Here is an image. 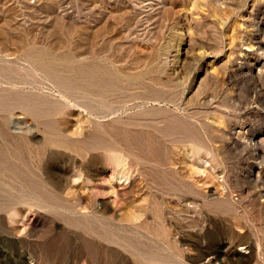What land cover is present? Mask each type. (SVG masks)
<instances>
[{"label":"rangeland","instance_id":"374dc122","mask_svg":"<svg viewBox=\"0 0 264 264\" xmlns=\"http://www.w3.org/2000/svg\"><path fill=\"white\" fill-rule=\"evenodd\" d=\"M0 58V152L62 199L0 168L17 200L0 209V264H143L92 259L65 221L122 233L129 212L166 264H264V0H0ZM50 121L77 148L49 143ZM97 123L136 145L80 147Z\"/></svg>","mask_w":264,"mask_h":264},{"label":"bare ground","instance_id":"6f19581e","mask_svg":"<svg viewBox=\"0 0 264 264\" xmlns=\"http://www.w3.org/2000/svg\"><path fill=\"white\" fill-rule=\"evenodd\" d=\"M92 6V5H91ZM89 6V7H91ZM65 11V10H64ZM91 13V12H90ZM30 47V46H29ZM250 48V47H249ZM249 48L245 47L244 49L248 50ZM5 53V52H4ZM26 56L32 58L34 61H38V63L46 64L50 62V59H45V52L43 50H35L33 48H28L26 51ZM52 53V52H51ZM54 55V54H53ZM79 55V54H78ZM90 55V54H89ZM6 56V55H5ZM26 58V57H25ZM49 58V56H48ZM1 59V58H0ZM9 59V58H7ZM20 59V58H19ZM61 59V58H60ZM46 60V61H45ZM48 60V61H47ZM96 60V59H95ZM2 61V60H1ZM7 61V60H6ZM35 61V62H36ZM55 61V60H54ZM62 61V60H61ZM29 62V61H28ZM85 63V62H84ZM61 64V63H60ZM9 66V65H8ZM47 66V65H44ZM75 66V65H74ZM30 67V66H29ZM54 67V66H53ZM98 67V66H97ZM97 67H94V65H91L87 68V72L85 74L92 75L93 78L97 83L101 82V76L97 71ZM46 68V67H45ZM47 70V69H45ZM102 70V69H101ZM48 71H51L48 70ZM103 71V70H102ZM27 72V71H26ZM52 73H54L52 71ZM110 73V72H109ZM18 75V74H17ZM45 75V74H44ZM68 75V74H67ZM87 76V75H86ZM24 77V76H23ZM29 77V76H27ZM33 77V76H32ZM20 79V78H19ZM74 79V78H72ZM59 80V79H58ZM64 87L68 86L69 81L62 79L61 80ZM60 82V83H61ZM116 82V81H115ZM86 83V82H85ZM34 84V83H33ZM48 84V83H47ZM71 84V83H70ZM14 85V84H13ZM22 85V84H21ZM93 85V84H92ZM110 85V84H109ZM99 86V85H98ZM8 87V86H7ZM19 87V86H18ZM23 87V86H22ZM21 87V88H22ZM62 87V86H61ZM69 87V86H68ZM67 87V88H68ZM1 88V87H0ZM20 88V87H19ZM11 89V88H10ZM65 89V88H64ZM1 90V89H0ZM24 90V89H23ZM102 90V89H101ZM2 91V90H1ZM0 91V92H1ZM42 91V90H41ZM70 93V92H69ZM29 94V93H28ZM39 94V93H38ZM41 94V93H40ZM42 96V95H41ZM21 97V95H20ZM103 97V96H102ZM18 98L17 96H14V99ZM52 98V97H51ZM10 99V95L6 94L4 91L3 93H0V102H8ZM13 99V98H12ZM21 99V98H20ZM26 99V98H25ZM44 99V98H43ZM34 100V99H33ZM28 101V100H27ZM45 103V102H44ZM7 104V103H6ZM34 104V102H33ZM38 104V103H37ZM48 105V104H47ZM11 107V106H10ZM23 107V106H22ZM27 107V106H25ZM17 108V107H16ZM97 108V106H96ZM112 108V107H111ZM15 109V108H14ZM118 109V108H117ZM39 110V109H38ZM45 110V109H44ZM31 111V110H30ZM140 111V110H138ZM106 112V111H105ZM147 112V111H146ZM144 112V113H146ZM156 113V112H155ZM40 114V113H39ZM41 115V114H40ZM170 115V114H169ZM48 116V114H47ZM130 116V115H129ZM174 117V116H173ZM51 119V118H50ZM119 120V119H118ZM150 120V119H149ZM163 121V120H162ZM46 124V122H45ZM101 124V123H100ZM62 125V124H61ZM106 125V124H104ZM112 125V124H111ZM99 123H97V126L95 129L87 135V137L81 141V146L89 151L97 150L100 148H108V147H114L119 146L120 144L124 146L125 149L130 150L131 146L134 147L136 145V138L131 134V131H124L123 129L121 131H118L117 134L114 137H107L103 135V133L99 129ZM48 133H50V136L47 137V140L49 143H55L57 145L63 146V147H70V148H77L76 142H73L72 139H64L63 137L54 138L51 136V134H57L61 131L60 123L57 121H50L47 122L46 126ZM186 127V126H185ZM140 130V129H139ZM194 131V129H193ZM60 134V133H59ZM135 134V133H134ZM5 137V136H4ZM143 137V136H142ZM141 137V138H142ZM145 137V136H144ZM182 137V136H181ZM13 139V138H12ZM143 142V141H142ZM138 143V142H137ZM3 148V147H2ZM6 149V148H5ZM9 150V149H8ZM15 150V149H14ZM132 151V150H131ZM133 153V152H132ZM94 157V156H93ZM10 157H8L5 154V151L0 152V168L1 170L6 174H13L25 181V184L27 185V188L33 195L41 196L45 199L54 200L55 202H59L62 200L60 196L53 191H49L46 189L45 184L43 185L39 180L35 179L33 175H31V171H27L25 169H22V167H19V165H14L10 161ZM24 161V160H23ZM2 172V173H3ZM1 173V174H2ZM3 173V175H4ZM7 177V176H6ZM2 179V177H1ZM181 180V179H179ZM5 180L0 181V200L2 202L0 203V209L6 208L11 202L14 201L16 195L3 187ZM15 181V180H14ZM182 181V180H181ZM3 182V185H2ZM20 182V179H19ZM7 183V182H6ZM22 184V183H21ZM187 184V183H186ZM6 185V184H5ZM8 185V184H7ZM6 185V186H7ZM12 186V185H11ZM8 187V186H7ZM10 187V186H9ZM8 187V188H9ZM14 187V186H13ZM26 187V186H25ZM12 188V187H11ZM13 189V188H12ZM18 189V188H17ZM16 190V189H14ZM52 190V188H51ZM189 190V189H188ZM23 191V190H22ZM19 193V191H18ZM17 193V194H18ZM21 193V191H20ZM259 193V192H258ZM29 194V192H28ZM69 194V193H68ZM21 195V194H20ZM24 198V197H23ZM25 200V199H24ZM44 200V199H43ZM15 201H17L15 199ZM20 201V199H19ZM24 202V201H23ZM44 203V202H43ZM49 203V202H48ZM52 203V202H51ZM26 204V203H25ZM36 204V203H35ZM101 204V203H100ZM57 205V204H56ZM55 206V204H54ZM87 207V204H85ZM52 207V206H51ZM62 207V206H61ZM64 207V206H63ZM191 208V207H190ZM67 209V208H66ZM71 210V209H70ZM94 214L92 216L94 217L96 215L95 212L99 211V204L94 207L93 210ZM67 212V211H66ZM71 213V212H70ZM77 214V213H76ZM101 214V213H100ZM67 215V214H66ZM139 216V215H138ZM125 220H128L130 222L129 225L120 223V228H122V233L116 232L111 228V225L115 226L112 223H116L115 220L112 221L108 219L105 216L101 217H95L88 218V217H73L68 215V217L65 218L67 227L72 229L75 232H83L90 234V239L86 241V249L88 251L89 256L92 259H107V255L102 257L101 250L105 248L106 251L112 252L113 254L118 253L119 251L125 252L127 254V259L133 262L138 263H149V264H166L169 262L168 257L165 256V254L160 253V251H157L155 247L152 246L150 243V235L143 234L142 228L149 227L148 225L151 224L150 221L148 222L143 221L136 223L135 220L137 219L136 214L127 213V215L124 217ZM120 222H122V219H119ZM112 222V223H111ZM158 223V222H156ZM159 225V224H158ZM161 225V224H160ZM158 227V226H157ZM160 228V227H159ZM131 231V232H128ZM166 232V231H165ZM161 233V232H160ZM78 238V236H77ZM166 241V240H165ZM246 244V243H245ZM244 245V244H242ZM165 247V246H164ZM245 248H248L249 245H244ZM158 248V247H157ZM160 248V247H159ZM169 249V248H168ZM117 250V251H116ZM66 251V250H65ZM162 251V250H161ZM167 252V251H166ZM173 254V253H172ZM177 254V253H176ZM218 252H207L203 254L198 260L196 261V264H225L223 259L220 256ZM125 256V255H124ZM109 257V256H108ZM262 257V256H261ZM125 258V257H124ZM180 259V258H179ZM177 260L178 263H183V261ZM106 261V260H105ZM180 263V264H181ZM184 264V263H183Z\"/></svg>","mask_w":264,"mask_h":264}]
</instances>
